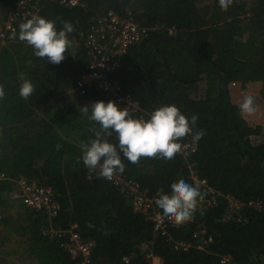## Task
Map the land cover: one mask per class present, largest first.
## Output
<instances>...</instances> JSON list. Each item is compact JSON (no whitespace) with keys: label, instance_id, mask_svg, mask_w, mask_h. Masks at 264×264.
<instances>
[{"label":"trees","instance_id":"16d2710c","mask_svg":"<svg viewBox=\"0 0 264 264\" xmlns=\"http://www.w3.org/2000/svg\"><path fill=\"white\" fill-rule=\"evenodd\" d=\"M15 0H0V24ZM66 7L61 0L40 5L39 16L68 21V49L59 64L33 54L25 42L7 34L0 46V264H74L65 253V237L48 230L76 225L80 236L94 242L93 264H148L147 251L162 264H264V0H233L227 11L217 0H81ZM108 12L131 18L150 30L129 47L115 79L131 97L134 118H148L162 105H175L204 136L187 161L165 162L141 157L119 173L142 192H169L173 183L197 178L220 195L216 205L193 216L201 218L212 243L205 251L177 252L174 241L192 242L195 224L187 222L160 236L152 223L105 178L91 174L81 160V142L98 129L81 107L107 98L73 91L88 70L91 57L84 38ZM23 73L35 91L18 95ZM251 95L256 111L241 116L238 105ZM191 139L186 136L181 143ZM110 140L115 143L114 135ZM25 179L48 189L59 211L53 219L28 210L12 198L16 181ZM224 196L260 210L243 208L230 214ZM146 246V249L143 248Z\"/></svg>","mask_w":264,"mask_h":264},{"label":"built area","instance_id":"2783aa9c","mask_svg":"<svg viewBox=\"0 0 264 264\" xmlns=\"http://www.w3.org/2000/svg\"><path fill=\"white\" fill-rule=\"evenodd\" d=\"M50 0H15L11 6L6 9L5 19L0 24V46L7 45V34L13 32L15 23L18 21L39 15L40 5ZM61 4L66 7H77L82 5L81 0H61ZM149 29L140 26L131 18H121L113 12H108L97 19L96 24L91 28L84 38V47L91 61L86 72L80 73L76 79L73 91L79 95H84L92 90L101 93L107 100L115 101L121 107L132 106L129 94H124L115 75L122 67V61L129 47L137 45L146 38ZM183 151L177 156L184 161L194 155L197 146L191 141L186 140ZM190 168V178L196 186H200L201 197L198 199L195 213L202 212L205 208L216 205V200L220 196L215 193L207 184L199 180L195 172ZM97 173L91 171V174ZM5 179L0 175V180ZM108 180L121 195L131 199L134 209L144 215L153 225V230L160 236H168L170 228H179L187 222L195 224V231L192 235V242L174 241L173 248L177 252H188L194 248L199 251H205L212 243V238L207 235L206 229L201 218L192 216L186 222L177 225L174 221L163 217L155 204V196H150L131 181L119 173L113 175ZM16 190L12 195L13 199L20 200L28 210L42 212L49 219H53L59 206L52 197L51 192L36 185L34 182H28L21 178L16 181ZM225 202L229 208L230 214L238 212L243 208H252L260 210L261 205L256 202L243 203L230 196H224ZM2 214L0 212V220ZM47 233L55 237H65L63 249L74 264H93L91 256L94 248V242L85 240L77 231V226L72 225L68 230L50 229ZM146 249V246L143 245ZM148 264H162L160 258L152 256L147 251ZM156 260V262H155ZM124 264H130L128 258L123 259ZM221 264H234L228 255L220 257Z\"/></svg>","mask_w":264,"mask_h":264},{"label":"clouds","instance_id":"9594fccd","mask_svg":"<svg viewBox=\"0 0 264 264\" xmlns=\"http://www.w3.org/2000/svg\"><path fill=\"white\" fill-rule=\"evenodd\" d=\"M233 0H217V10L227 11ZM56 21L34 15L21 22L18 33L13 38L29 45L33 54L48 63L59 64L68 49V36L74 31L68 21ZM18 95L27 99L35 91L31 80L21 73L18 76ZM4 91L0 87V97ZM255 102L246 95L238 105L241 116L253 114ZM83 114L98 129L93 128V137L86 143L81 142V160L90 171H96L99 177L111 179L116 173H123L122 160L135 164L141 157H155L165 162L181 154L186 136L196 143L204 136L203 130L196 128L197 117L187 118L175 105H162L154 108L148 118H134L127 107H121L115 101L98 100L81 107ZM115 139V143L110 137ZM199 189L185 180L173 183L168 193L158 191L155 204L160 214L177 225L190 220L196 210Z\"/></svg>","mask_w":264,"mask_h":264},{"label":"crops","instance_id":"0c3cea01","mask_svg":"<svg viewBox=\"0 0 264 264\" xmlns=\"http://www.w3.org/2000/svg\"><path fill=\"white\" fill-rule=\"evenodd\" d=\"M133 206V205H132ZM155 262H156V260H155Z\"/></svg>","mask_w":264,"mask_h":264}]
</instances>
